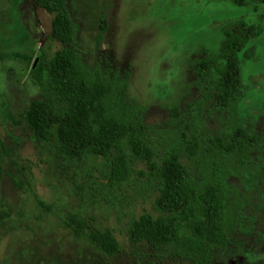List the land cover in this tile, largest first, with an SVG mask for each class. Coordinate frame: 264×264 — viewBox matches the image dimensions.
I'll return each instance as SVG.
<instances>
[{
	"label": "rangeland",
	"instance_id": "1",
	"mask_svg": "<svg viewBox=\"0 0 264 264\" xmlns=\"http://www.w3.org/2000/svg\"><path fill=\"white\" fill-rule=\"evenodd\" d=\"M67 6L84 62L126 81V102L144 119L157 161L178 146L180 130L196 118L199 153L191 159L183 151L182 158L198 176L222 173L227 214L235 221L229 245L215 247L209 264H264V2L68 0ZM102 13L108 28L99 47ZM51 19L31 0H0V264H194L171 246L128 237L134 218L157 214L155 180L135 171L111 184L106 159L60 158L50 143L34 140L31 102L44 98L59 111L65 107L47 86V60L61 47L51 35ZM236 19L260 23L262 33L248 42L244 96L230 112L202 88L195 67L218 51L223 31ZM236 125L253 129L259 140L215 168L209 139ZM71 217L110 230L118 251L101 252L86 235L76 239L67 224Z\"/></svg>",
	"mask_w": 264,
	"mask_h": 264
},
{
	"label": "trees",
	"instance_id": "2",
	"mask_svg": "<svg viewBox=\"0 0 264 264\" xmlns=\"http://www.w3.org/2000/svg\"><path fill=\"white\" fill-rule=\"evenodd\" d=\"M230 1L242 7L249 0ZM31 2L52 15L51 35L61 47L47 60V86L65 104L59 111L44 98L31 102L27 119L34 140L50 143L54 155L60 158L94 155L106 159L111 184L127 181L135 171L155 180L157 214L153 217L144 213L134 218L128 229L129 239L153 247L171 246L180 258L194 264H209L215 247L229 245L235 221L227 214L222 173L213 170L206 177L198 176L182 158L183 151L191 159H196L199 153L196 118H191L180 130L178 146L170 148L157 161L146 140L144 119L126 102V81L110 79L97 64L89 66L84 62L77 48L76 26L68 0ZM107 28V18L102 13L96 36L99 47ZM261 33L260 23L236 19L223 31L224 41L218 51L197 60L195 75L222 110L234 111L242 100L245 88L242 59L251 58L248 42ZM190 106L191 103L186 104L187 108ZM258 140L257 133L244 125L214 135L209 146L215 168H223L230 155L243 153ZM138 164L143 168H138ZM67 224L76 239L86 235L99 251L109 255L118 251L110 230H100L77 217H71Z\"/></svg>",
	"mask_w": 264,
	"mask_h": 264
}]
</instances>
